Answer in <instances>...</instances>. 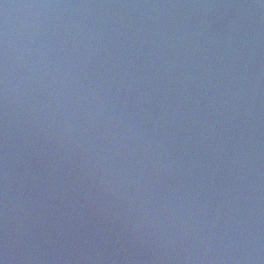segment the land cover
Instances as JSON below:
<instances>
[{"label":"water","instance_id":"water-1","mask_svg":"<svg viewBox=\"0 0 264 264\" xmlns=\"http://www.w3.org/2000/svg\"><path fill=\"white\" fill-rule=\"evenodd\" d=\"M0 264H264V0H0Z\"/></svg>","mask_w":264,"mask_h":264}]
</instances>
